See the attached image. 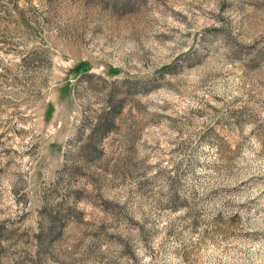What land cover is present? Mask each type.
Returning <instances> with one entry per match:
<instances>
[{"label": "rangeland", "instance_id": "1", "mask_svg": "<svg viewBox=\"0 0 264 264\" xmlns=\"http://www.w3.org/2000/svg\"><path fill=\"white\" fill-rule=\"evenodd\" d=\"M0 264H264V0H0Z\"/></svg>", "mask_w": 264, "mask_h": 264}, {"label": "trees", "instance_id": "2", "mask_svg": "<svg viewBox=\"0 0 264 264\" xmlns=\"http://www.w3.org/2000/svg\"><path fill=\"white\" fill-rule=\"evenodd\" d=\"M111 109H115V106L114 107L111 106ZM103 126H104V129L109 130L111 129V122L108 120H105Z\"/></svg>", "mask_w": 264, "mask_h": 264}]
</instances>
